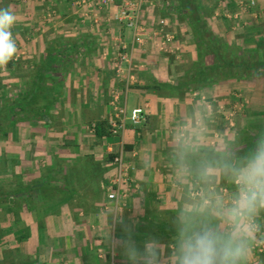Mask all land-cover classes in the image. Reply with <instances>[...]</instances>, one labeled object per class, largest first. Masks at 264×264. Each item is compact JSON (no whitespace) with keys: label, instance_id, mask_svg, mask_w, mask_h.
<instances>
[{"label":"crops","instance_id":"obj_1","mask_svg":"<svg viewBox=\"0 0 264 264\" xmlns=\"http://www.w3.org/2000/svg\"><path fill=\"white\" fill-rule=\"evenodd\" d=\"M255 1L148 0L144 31L136 35L114 18L120 2L95 19L70 0H0L16 16L17 46L0 65V168L8 162L12 193L10 232L0 226V264H129L120 243L129 231L140 251L155 239L162 259L170 255L176 209L189 195L204 194L174 170L176 141L190 137L200 153L228 143L243 154L245 146L234 143L248 119L242 113L235 129L218 115L231 103L224 96L233 82L196 92L177 88L178 52L190 64L196 59L195 22L235 45L264 44V0ZM161 19L175 38L167 48ZM121 55L129 62L118 67ZM263 81H254L250 93L264 91ZM116 97L128 111L145 112L144 123L128 121L120 136L109 131ZM119 153L131 179L128 195L114 201L108 188ZM217 185L226 197L233 190L219 179ZM257 222L256 235L264 234V211Z\"/></svg>","mask_w":264,"mask_h":264},{"label":"clouds","instance_id":"obj_2","mask_svg":"<svg viewBox=\"0 0 264 264\" xmlns=\"http://www.w3.org/2000/svg\"><path fill=\"white\" fill-rule=\"evenodd\" d=\"M15 22L10 6L0 8V65L17 52L11 31ZM193 147L190 137L177 140L173 167L181 182L190 180L203 190V196L189 195L176 209L175 234L166 259L158 241L149 239L140 251L129 231L120 242L129 264H247L250 242L261 228L257 217L264 211V131L243 154L228 143L208 153L194 152ZM143 163L145 169L151 167ZM218 179L233 185L229 196L219 190Z\"/></svg>","mask_w":264,"mask_h":264},{"label":"trees","instance_id":"obj_3","mask_svg":"<svg viewBox=\"0 0 264 264\" xmlns=\"http://www.w3.org/2000/svg\"><path fill=\"white\" fill-rule=\"evenodd\" d=\"M193 30L197 41L196 59L190 65L183 66L177 88L196 92L222 83H253L264 78V52L260 51L264 44L256 48L235 45L217 37L208 28L198 26L196 22ZM247 117L234 143L235 147L245 146L244 153L254 146L255 139L264 131V116L262 119ZM0 130L5 131V127H0ZM2 135L5 133L2 132ZM11 197V191L3 192L0 186L1 211L12 212ZM247 264L252 263L247 261Z\"/></svg>","mask_w":264,"mask_h":264},{"label":"built area","instance_id":"obj_4","mask_svg":"<svg viewBox=\"0 0 264 264\" xmlns=\"http://www.w3.org/2000/svg\"><path fill=\"white\" fill-rule=\"evenodd\" d=\"M72 3L87 7L91 12L96 10H103L115 2H120L119 12L115 15V20L124 21L133 28L135 34L143 32L144 29L140 24L141 14L143 12L144 6L148 0H70ZM242 3H247L251 6L256 5L255 0H241ZM160 32L164 36L163 46L168 47L173 41L174 34L167 30L169 24L166 20L161 19L160 22ZM124 62H129L128 55H121L119 58L118 67ZM114 116L109 120V131L112 136H120L127 127V122L130 121L134 126H139L145 121L144 108H135L130 113L125 108L119 105L117 97L113 100ZM114 164L117 166V174L113 181V186L108 188V198L110 200H118L120 198H125L128 195V189L126 186L129 184L130 175L129 170L132 168L128 166L125 162L124 154L119 153L115 156L113 160ZM126 185V186H125Z\"/></svg>","mask_w":264,"mask_h":264},{"label":"rangeland","instance_id":"obj_5","mask_svg":"<svg viewBox=\"0 0 264 264\" xmlns=\"http://www.w3.org/2000/svg\"><path fill=\"white\" fill-rule=\"evenodd\" d=\"M80 8L83 9V7ZM84 9H86V7ZM99 11L102 12L103 10H96L95 12H91L87 8L86 15L87 16L92 15L93 18L98 19L100 17V13H98ZM183 12L185 13V16H188L187 10ZM116 46L117 49L119 50L121 49L119 43H117ZM244 46L249 47V45H245V44ZM183 51L178 52L180 54H178L177 57H179L181 60H179L178 64L175 66L180 71H182L183 66H188L191 62V59H189L190 57L188 56V54H185L186 52ZM233 83L236 85H233L229 94L226 93V95L224 96L226 98L228 97L227 100H229L231 103L229 107L228 106L222 107V109H220L221 112H218V115H220V117L223 116V120L229 126V128H235V129L238 128L240 120L243 117L242 113L244 112L250 116L256 118L261 117L262 119L264 116V107H262L264 106V100H263L264 96L262 95L264 94V91H261V93L257 91V93L259 92V94H252L250 93L251 92L250 90L252 89L251 88L252 83L242 82V81L233 82ZM255 104L259 105L260 107L257 108ZM132 110L133 109H129V113ZM256 118H252V119H256ZM5 162L7 161H4V164ZM7 164L3 165L4 169L0 168V183L2 184L0 186H2L3 192L11 191L10 177L7 174H6L7 176L5 175V173L9 172V169L7 170L5 169V167H7ZM4 171L6 172L4 173ZM10 215L11 212L0 211V226L5 228L6 232H10V224H11ZM251 245L253 246L254 249L252 250L253 254H250L249 256L248 261L251 262L252 264H264V234L256 235L255 240L251 241ZM4 255H5L4 257H7V255H9V252H7Z\"/></svg>","mask_w":264,"mask_h":264}]
</instances>
